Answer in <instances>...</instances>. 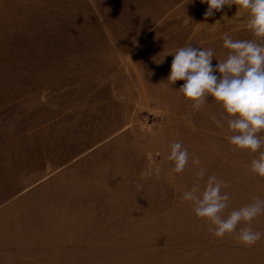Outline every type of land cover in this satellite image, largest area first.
Wrapping results in <instances>:
<instances>
[{
  "label": "rangeland",
  "instance_id": "374dc122",
  "mask_svg": "<svg viewBox=\"0 0 264 264\" xmlns=\"http://www.w3.org/2000/svg\"><path fill=\"white\" fill-rule=\"evenodd\" d=\"M207 7L0 0V264H264V238H215L181 199L200 168L201 187L213 174L230 185L224 216L264 199L259 152L230 144L221 106L194 110L184 82H167L180 47L212 49L215 66L225 33L255 39L236 5ZM177 141L182 173L167 160ZM252 223L264 232V215Z\"/></svg>",
  "mask_w": 264,
  "mask_h": 264
},
{
  "label": "clouds",
  "instance_id": "9594fccd",
  "mask_svg": "<svg viewBox=\"0 0 264 264\" xmlns=\"http://www.w3.org/2000/svg\"><path fill=\"white\" fill-rule=\"evenodd\" d=\"M207 4L205 18L214 16L225 6L236 5L237 12L247 17V29L253 40H233L227 33L223 35V46L230 50L227 58L213 66L215 57L212 49H203L189 44L178 48L172 55L167 82L175 84L183 81L178 91L192 102L194 110H199L211 97L223 109L227 126L233 133L229 142L238 150L259 152L250 164L251 172L264 178V0H201ZM226 18V17H224ZM217 73L219 75H217ZM211 119L217 126H223L215 115ZM167 160L174 163L172 172L182 173L189 162V153L182 143L171 144ZM200 165L199 158L192 160ZM205 169L196 173L197 182L185 191L182 201L192 204L197 218L206 220L208 231L218 239L233 236L245 247L255 246L264 232L255 230L253 221L264 215V199L255 198L253 202L232 210L227 216L223 213L229 207L230 196L224 189L230 185L214 174L208 176L201 187L200 180L205 177ZM148 172L141 173V177Z\"/></svg>",
  "mask_w": 264,
  "mask_h": 264
}]
</instances>
